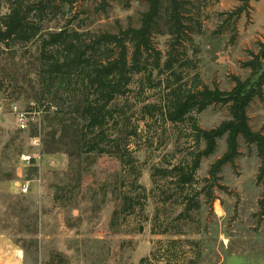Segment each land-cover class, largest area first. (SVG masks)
Segmentation results:
<instances>
[{"label":"rangeland","instance_id":"rangeland-1","mask_svg":"<svg viewBox=\"0 0 264 264\" xmlns=\"http://www.w3.org/2000/svg\"><path fill=\"white\" fill-rule=\"evenodd\" d=\"M162 3L161 25L169 0ZM182 8L180 40L152 37L172 68L155 70L151 82L133 78L131 92L113 105L103 153H89L90 132L85 142L74 135L80 97L47 92L39 42L0 44V264H166L167 248L177 259L198 257L197 264H264L256 144L240 137V155L212 180L211 166L227 151L224 135L183 186L163 171L188 172L192 153L205 145L195 144L189 122L173 124L161 114L179 79L226 93L240 81L253 95L249 125L264 137V0H188ZM146 11L144 0H82L63 17L84 31L117 34L139 28ZM7 13L0 0V17ZM232 103L192 115L202 129H217L231 120Z\"/></svg>","mask_w":264,"mask_h":264},{"label":"trees","instance_id":"trees-1","mask_svg":"<svg viewBox=\"0 0 264 264\" xmlns=\"http://www.w3.org/2000/svg\"><path fill=\"white\" fill-rule=\"evenodd\" d=\"M4 1L8 6V13L0 17V44L10 49L12 45L39 42V76L43 78L47 92L50 96L69 93L80 97L76 107L81 123L78 121L74 135H82L81 141L85 142V132H90L93 142L89 153L97 151L98 148L99 152H106L104 147H100L101 144L104 145L103 130L115 118L113 113L116 109L113 105L116 100L131 92L133 78L143 75L151 82L155 70L160 73L172 68L171 56L162 64L163 55L154 47L153 34L165 33L180 40L187 29L183 21L185 15L182 7L188 0H169L163 25L160 24L163 21L162 0H144L147 11L142 14L140 27H129L117 34L92 33L73 27L72 21L63 17V13L66 9H74L82 0ZM242 10H237V16L243 14ZM59 19L65 22L64 25L52 30L50 24ZM180 44L173 43L172 48ZM181 80H178V86L167 95L168 101L161 109V114L173 124L189 122L195 144L203 142L205 147L192 153L188 172L180 167H173L163 171L164 177L168 178L175 173L180 185L190 184L202 159L212 156L217 150L218 139L226 135L227 151L209 170L210 178L218 179L223 167L234 164L240 155L239 138L242 137L246 143L257 146L261 160L257 179L263 186L260 205L264 208V137L252 131L246 113L253 95L249 97L243 92L245 86L240 81L231 92L226 93L207 86L199 89L197 84L183 85ZM159 83L161 81L156 84ZM231 102V120L222 123L217 129H202L192 115L194 112L201 114L214 104L229 105ZM64 130L67 128L64 127ZM136 134L135 131L131 136L135 137ZM124 200L130 208V197H125ZM190 209L189 204L181 217L187 215ZM168 232L165 230L163 234ZM165 256L166 264H197L198 260L194 255L189 259H177L176 253L170 248H167Z\"/></svg>","mask_w":264,"mask_h":264},{"label":"built area","instance_id":"built-area-1","mask_svg":"<svg viewBox=\"0 0 264 264\" xmlns=\"http://www.w3.org/2000/svg\"><path fill=\"white\" fill-rule=\"evenodd\" d=\"M28 189H29V185H24V187H23V192H27L28 191Z\"/></svg>","mask_w":264,"mask_h":264}]
</instances>
